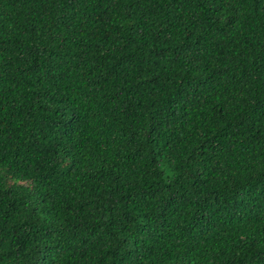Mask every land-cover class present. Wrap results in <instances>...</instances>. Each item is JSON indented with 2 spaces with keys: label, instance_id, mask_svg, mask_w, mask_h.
Returning a JSON list of instances; mask_svg holds the SVG:
<instances>
[{
  "label": "trees",
  "instance_id": "trees-1",
  "mask_svg": "<svg viewBox=\"0 0 264 264\" xmlns=\"http://www.w3.org/2000/svg\"><path fill=\"white\" fill-rule=\"evenodd\" d=\"M0 264H264V0H0Z\"/></svg>",
  "mask_w": 264,
  "mask_h": 264
}]
</instances>
